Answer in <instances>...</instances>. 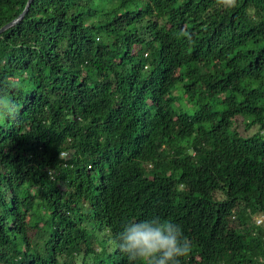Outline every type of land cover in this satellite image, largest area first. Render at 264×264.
Masks as SVG:
<instances>
[{
    "label": "trees",
    "instance_id": "16d2710c",
    "mask_svg": "<svg viewBox=\"0 0 264 264\" xmlns=\"http://www.w3.org/2000/svg\"><path fill=\"white\" fill-rule=\"evenodd\" d=\"M0 91V264H129L116 234L154 216L181 264H264V0H32Z\"/></svg>",
    "mask_w": 264,
    "mask_h": 264
},
{
    "label": "clouds",
    "instance_id": "9594fccd",
    "mask_svg": "<svg viewBox=\"0 0 264 264\" xmlns=\"http://www.w3.org/2000/svg\"><path fill=\"white\" fill-rule=\"evenodd\" d=\"M219 2L223 3L224 0ZM180 35L191 39L183 29ZM11 86L19 87V84ZM17 110L16 103L8 94L0 91V118L13 117ZM114 242L129 264H181L182 258L191 251V242L183 235L180 226L171 219L159 216L127 223L116 234Z\"/></svg>",
    "mask_w": 264,
    "mask_h": 264
},
{
    "label": "rangeland",
    "instance_id": "374dc122",
    "mask_svg": "<svg viewBox=\"0 0 264 264\" xmlns=\"http://www.w3.org/2000/svg\"><path fill=\"white\" fill-rule=\"evenodd\" d=\"M180 104H182V106L186 109H188L190 112H193V108H192V105L188 104L186 102V99L185 98H182L179 102ZM240 128L242 129V125L240 126ZM252 132H254V130H249V134H252ZM217 197L220 196L219 194H216ZM254 222L256 223V225H259V226H263L264 224V217L262 215H257L254 217Z\"/></svg>",
    "mask_w": 264,
    "mask_h": 264
},
{
    "label": "water",
    "instance_id": "95a60500",
    "mask_svg": "<svg viewBox=\"0 0 264 264\" xmlns=\"http://www.w3.org/2000/svg\"><path fill=\"white\" fill-rule=\"evenodd\" d=\"M31 2H32V0H27L26 6H25L24 10L22 11V13H21L16 19H14L13 21H11V22L5 24L4 26H2V27L0 28V34H1L3 31H5V30H7L8 28H10V27H12L13 25H15L16 23H18V22L23 18V16H24L25 13L27 12V10H28V8H29Z\"/></svg>",
    "mask_w": 264,
    "mask_h": 264
},
{
    "label": "built area",
    "instance_id": "2783aa9c",
    "mask_svg": "<svg viewBox=\"0 0 264 264\" xmlns=\"http://www.w3.org/2000/svg\"><path fill=\"white\" fill-rule=\"evenodd\" d=\"M62 156H65L64 154Z\"/></svg>",
    "mask_w": 264,
    "mask_h": 264
}]
</instances>
